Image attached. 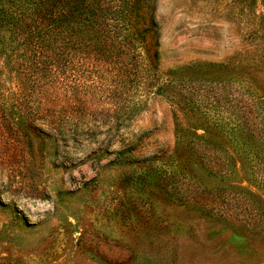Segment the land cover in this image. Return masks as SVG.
<instances>
[{
  "label": "rangeland",
  "instance_id": "374dc122",
  "mask_svg": "<svg viewBox=\"0 0 264 264\" xmlns=\"http://www.w3.org/2000/svg\"><path fill=\"white\" fill-rule=\"evenodd\" d=\"M153 16L155 68H134L155 75L133 89L131 66L78 59L50 100L0 55V264H264V0H154ZM127 147L153 158L115 162Z\"/></svg>",
  "mask_w": 264,
  "mask_h": 264
},
{
  "label": "trees",
  "instance_id": "16d2710c",
  "mask_svg": "<svg viewBox=\"0 0 264 264\" xmlns=\"http://www.w3.org/2000/svg\"><path fill=\"white\" fill-rule=\"evenodd\" d=\"M153 13L154 0H0V55L4 57L5 67L13 60L19 90L43 85L41 90L46 86L54 87L50 100L58 97L64 62L73 63L78 59L87 62L110 60L131 66L130 71H125L129 73V86L133 89L140 77L155 75L149 70L146 74L142 72L143 75L138 67L134 68L137 65L146 67L143 60L155 68L158 41ZM116 75L119 79V70ZM45 98L42 93L36 101L38 109L46 105ZM247 112L241 111L243 122H250ZM245 124L238 129L241 134L232 132L231 128L225 132L243 135L240 136L241 150L244 159L250 161L249 171L253 177L256 168L253 159L257 151L251 142L253 127ZM30 125L40 131L33 123ZM194 137L202 140L200 134L195 133ZM181 147L210 174L220 172L219 175H225L232 171V166L228 167L230 156L227 151H220L217 159L221 169L215 170L207 161L210 150L205 151V145L190 139L186 147ZM178 148L176 146L173 153ZM132 150L133 147L118 150L115 162L131 163L153 158L137 159L131 155ZM261 168L264 170V165ZM163 172L165 180L167 171Z\"/></svg>",
  "mask_w": 264,
  "mask_h": 264
}]
</instances>
